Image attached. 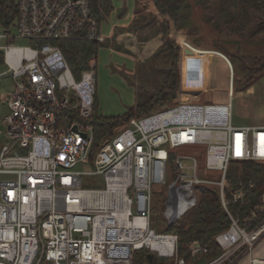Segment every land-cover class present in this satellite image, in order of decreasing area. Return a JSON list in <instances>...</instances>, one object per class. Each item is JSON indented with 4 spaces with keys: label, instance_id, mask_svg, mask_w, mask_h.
Masks as SVG:
<instances>
[{
    "label": "built area",
    "instance_id": "1",
    "mask_svg": "<svg viewBox=\"0 0 264 264\" xmlns=\"http://www.w3.org/2000/svg\"><path fill=\"white\" fill-rule=\"evenodd\" d=\"M0 3L13 12L0 23L6 43L0 46V67L6 69L0 78L14 81L0 131V264H133L141 249L184 264L177 236L152 227L154 187L168 186L162 215L170 225L197 203L201 185L217 187L226 208L231 161L264 164V126L231 123L229 63L226 103L189 100L132 118L91 160L96 63L90 60L77 80L58 42H105L92 0ZM73 114L77 119L69 118ZM186 146L200 147L189 165L175 154ZM88 178L102 187H85ZM230 219L229 230L215 238L222 255L207 264H220L244 246L243 254H250L264 235V221L246 232ZM201 251L192 245L193 255ZM249 261L264 264L252 256Z\"/></svg>",
    "mask_w": 264,
    "mask_h": 264
},
{
    "label": "trees",
    "instance_id": "2",
    "mask_svg": "<svg viewBox=\"0 0 264 264\" xmlns=\"http://www.w3.org/2000/svg\"><path fill=\"white\" fill-rule=\"evenodd\" d=\"M152 1L157 12L172 20L177 30L201 32V27L195 23V8L198 7L204 26L207 28L203 34L219 33L225 37L238 36L240 41H248L245 48L250 51L251 55L241 57L242 68L240 73L243 74L242 79L251 83L259 76L264 75V0ZM92 8L97 19L103 22L109 16L113 6L111 0H92ZM12 13V7L9 4L2 5L0 3V23H6ZM158 30L162 33L163 44L135 74H139L142 79L149 78L150 75L153 78L154 74L161 73L157 68L158 64H161L166 67L164 77L156 80L155 92L151 96L132 106L122 117L105 118L98 116V102L95 94L93 114L90 119L94 136L90 154L91 160L103 142L113 138L117 131L124 127L130 119L150 115L171 106L176 101L180 90L178 65L181 47L175 41L168 39L170 34L168 20L161 21L158 24ZM58 45L77 80L84 71L88 70L89 61H96L98 50L102 46V44L87 40L61 41L58 42ZM212 50L222 52L215 48ZM229 60L231 62L230 57ZM181 71L182 83H194L192 63L187 55L182 57ZM185 90L183 87L181 92L183 97H185ZM69 118L71 120L77 119V116L73 114ZM168 164L174 177L177 169L173 164L172 155ZM197 193V203L188 209L181 218L164 228L163 231L177 236V257L182 259L184 264H207L222 255L223 250L216 243L215 238L229 230L231 226L230 217L246 232L255 229L264 221V202L262 200L264 195V164L254 161H231L229 163L223 190L226 208L221 203L217 187L201 185L198 186ZM239 193L241 197L235 199V195ZM164 202L165 200L161 201L152 209L151 217H156L157 214L161 213L160 208L164 206ZM193 244L200 245L206 252L201 251L193 255ZM244 250L245 246L234 253L227 263L236 259ZM174 262V258L159 257L156 253L144 249L136 251L132 260L133 264H174Z\"/></svg>",
    "mask_w": 264,
    "mask_h": 264
},
{
    "label": "rangeland",
    "instance_id": "3",
    "mask_svg": "<svg viewBox=\"0 0 264 264\" xmlns=\"http://www.w3.org/2000/svg\"><path fill=\"white\" fill-rule=\"evenodd\" d=\"M119 7L124 6V2L131 5L132 0H112ZM196 23V22H195ZM197 24V23H196ZM103 25V24H102ZM101 25V32L105 36V31ZM198 25V24H197ZM4 33V30L0 28V34ZM187 35L192 43L201 47H211L222 52L212 54L210 52L194 53L187 51L185 46L181 47V54L179 59V68L181 65V59L184 55L189 56L192 63V78L194 83H182L185 87V94L192 89L195 91V95L192 96L193 101L197 104L205 103H218L224 104L228 101V92H230V67L234 74V84L231 88L232 93V109H231V123L235 126L261 124L264 125V75L259 76L253 82L248 83L244 81L243 74L240 73L242 68L241 57L250 56L251 53L245 47L248 45V41H240L238 36L225 37L219 35V33L203 34L202 32L188 30ZM232 43V44H230ZM5 41H0V46L5 45ZM18 45H27L25 41H18ZM212 50V49H211ZM219 52V53H218ZM221 53V54H220ZM223 54V55H222ZM219 55V56H218ZM231 62H229V57ZM228 61L230 67L225 62ZM116 55L106 49H99L96 59V97L98 102V116L105 118H117L124 116L128 110L151 96L155 92L156 80H160L164 77L165 66L158 64L160 74L151 75L149 78L142 79L139 74L122 75L119 72H111V64L115 62H121ZM6 69L0 67V74ZM180 71V70H179ZM185 77V75H183ZM188 84V85H187ZM134 90V91H133ZM14 91V81L10 76H3L0 78V131L3 130L2 121L8 114V108L6 105V99ZM135 94V98L133 95ZM180 102V101H178ZM177 101L174 104L178 103ZM184 102V101H183ZM173 105V104H172ZM171 105V106H172ZM139 118V117H135ZM2 144V136L0 135V145ZM200 152L199 146H186L175 150V154L186 157L183 160L184 165H189L190 160L188 157H193ZM209 175H216L215 172H209ZM92 178H88L85 187H102L93 185ZM89 182V183H88ZM88 183V184H87ZM172 182L170 181L169 184ZM153 208L165 200L164 206L160 208L161 213L156 217H151L152 227L158 232H163L164 228L168 226L167 221L164 219L162 213L166 207V199L168 195V186L154 187L153 189ZM152 208V209H153ZM243 255V252L237 257ZM236 258V259H237ZM231 259V258H230ZM230 259L220 263L226 264ZM234 259L232 262H234ZM227 263V264H231Z\"/></svg>",
    "mask_w": 264,
    "mask_h": 264
},
{
    "label": "crops",
    "instance_id": "4",
    "mask_svg": "<svg viewBox=\"0 0 264 264\" xmlns=\"http://www.w3.org/2000/svg\"><path fill=\"white\" fill-rule=\"evenodd\" d=\"M111 3L113 9L107 19L102 22L105 42L99 48L109 50L122 60L110 65L111 72L115 71L122 75L133 76L139 69L141 70V66L154 55L164 42L162 33L158 30V24L165 19L168 20L170 26L168 39L175 41L180 46H185L188 52H210L217 55V52L211 50V47H201L192 43L188 38L187 30H177L172 20L157 12L152 0H132L131 5L124 2L123 7H119L112 0ZM195 21L201 27V32L205 33L207 28L204 26L198 7L195 8ZM179 70L180 90L176 101H189L193 99L192 96L195 95V91L192 88L187 91L185 97L181 95L183 91L181 65ZM133 97L135 98V94ZM249 126L264 125L253 124ZM262 200L264 202V195ZM250 256L264 260V235L256 242L250 254H243L231 264H251Z\"/></svg>",
    "mask_w": 264,
    "mask_h": 264
},
{
    "label": "bare ground",
    "instance_id": "5",
    "mask_svg": "<svg viewBox=\"0 0 264 264\" xmlns=\"http://www.w3.org/2000/svg\"><path fill=\"white\" fill-rule=\"evenodd\" d=\"M224 60H225V62L227 61L226 59H224ZM227 62H228V61H227ZM227 62H226V63H227ZM229 93H230V92H228V93H227V94H228V96H229Z\"/></svg>",
    "mask_w": 264,
    "mask_h": 264
}]
</instances>
